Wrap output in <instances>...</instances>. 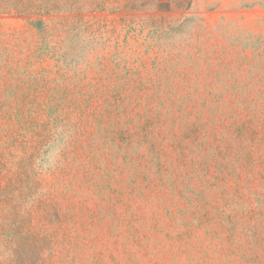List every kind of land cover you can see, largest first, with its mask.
I'll return each mask as SVG.
<instances>
[{"label":"rangeland","instance_id":"1","mask_svg":"<svg viewBox=\"0 0 264 264\" xmlns=\"http://www.w3.org/2000/svg\"><path fill=\"white\" fill-rule=\"evenodd\" d=\"M0 264H264V0H0Z\"/></svg>","mask_w":264,"mask_h":264}]
</instances>
